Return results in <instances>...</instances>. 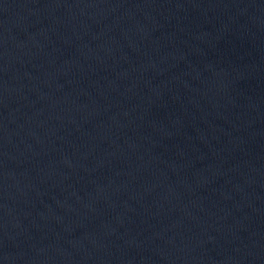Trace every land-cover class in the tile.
I'll list each match as a JSON object with an SVG mask.
<instances>
[{"label":"water","instance_id":"1","mask_svg":"<svg viewBox=\"0 0 264 264\" xmlns=\"http://www.w3.org/2000/svg\"><path fill=\"white\" fill-rule=\"evenodd\" d=\"M0 264H264V0H0Z\"/></svg>","mask_w":264,"mask_h":264}]
</instances>
